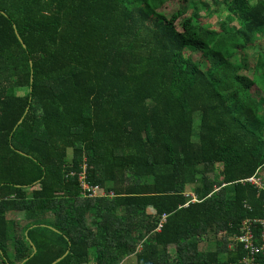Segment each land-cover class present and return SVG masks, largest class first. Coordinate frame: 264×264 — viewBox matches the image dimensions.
<instances>
[{
  "label": "trees",
  "instance_id": "1",
  "mask_svg": "<svg viewBox=\"0 0 264 264\" xmlns=\"http://www.w3.org/2000/svg\"><path fill=\"white\" fill-rule=\"evenodd\" d=\"M223 8L221 48L199 12ZM263 39L264 0H0V264H240Z\"/></svg>",
  "mask_w": 264,
  "mask_h": 264
},
{
  "label": "rangeland",
  "instance_id": "2",
  "mask_svg": "<svg viewBox=\"0 0 264 264\" xmlns=\"http://www.w3.org/2000/svg\"><path fill=\"white\" fill-rule=\"evenodd\" d=\"M251 4H255L257 1L259 0H250ZM225 8H223L221 10L220 13L218 14H214L213 12L208 13L207 11H203L201 10L199 12V16H200V24L207 27V28H211L214 29L218 32V42L220 44V47L223 48L226 46V44H239L241 43V38L237 37L236 35L233 34L232 31H227L226 28L231 27V24H233L234 19H229L227 16H225ZM262 41V50L264 51V39L261 40ZM189 51H186V54H188ZM257 58V54H255L254 52L249 53V58H248V62L250 66H254L255 65V59ZM247 74V80H248V89L250 91V93L252 95H254L255 97H260L262 94L264 96V91H261L258 87V85H256V81L255 80H259V77L252 75L249 71L243 72ZM256 82V83H255ZM25 92V89H20L19 93L23 94ZM72 159V151H68V158H67V162H71ZM219 167V171L221 168V165L218 166ZM217 176H219V172H217ZM259 177H262L264 180V169L261 170L259 172ZM221 180L220 176L217 177V181ZM215 180V175H210L207 177V181L212 182ZM264 184V181H263ZM97 195V194H96ZM107 195L105 193V191L103 189H99L98 191V197ZM151 211V210H150ZM223 238V234L220 235V239ZM230 244H236L234 243V238L230 239ZM200 245H202V242L200 243ZM215 245L212 243H204V246H200L201 250L207 251L208 249H215ZM171 251L174 252V250L171 249ZM19 260H17L18 263ZM128 262L130 264L134 263V258H130L128 260Z\"/></svg>",
  "mask_w": 264,
  "mask_h": 264
},
{
  "label": "built area",
  "instance_id": "3",
  "mask_svg": "<svg viewBox=\"0 0 264 264\" xmlns=\"http://www.w3.org/2000/svg\"><path fill=\"white\" fill-rule=\"evenodd\" d=\"M79 181L81 183L82 188H84L87 192H89V196H97L99 187H90L84 182V175L81 174L79 177ZM263 178L259 177V174H256L247 179V183H250L252 186L259 190H264ZM97 194V195H96ZM264 207V204H263ZM259 223L261 225L260 230V243L255 244L253 242L254 235L251 230V223ZM160 226L158 230H160ZM244 235L240 237L234 238V243L229 245L230 249L236 250L238 244L244 245L246 251V257L241 261L240 264H264V214L261 218L250 220L246 219L244 222Z\"/></svg>",
  "mask_w": 264,
  "mask_h": 264
},
{
  "label": "water",
  "instance_id": "4",
  "mask_svg": "<svg viewBox=\"0 0 264 264\" xmlns=\"http://www.w3.org/2000/svg\"><path fill=\"white\" fill-rule=\"evenodd\" d=\"M23 42V41H22ZM22 121V120H21Z\"/></svg>",
  "mask_w": 264,
  "mask_h": 264
}]
</instances>
